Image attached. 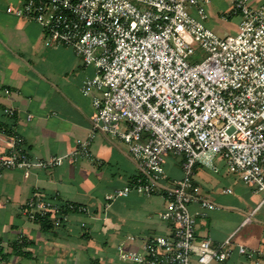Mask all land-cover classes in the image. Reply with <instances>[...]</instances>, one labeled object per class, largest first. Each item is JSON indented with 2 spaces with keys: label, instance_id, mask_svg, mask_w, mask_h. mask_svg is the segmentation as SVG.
<instances>
[{
  "label": "built area",
  "instance_id": "obj_1",
  "mask_svg": "<svg viewBox=\"0 0 264 264\" xmlns=\"http://www.w3.org/2000/svg\"><path fill=\"white\" fill-rule=\"evenodd\" d=\"M211 1L20 0L7 7L39 23L48 46L72 48L86 68H95L83 85L93 100L94 132L128 144L139 170L133 185L106 200L132 192L165 200L160 217L170 234L128 235L117 247L122 261L221 264L237 251L260 264L262 252L237 244L234 236L219 244L197 238L199 218L219 208L194 182L197 165L217 170L220 156L229 173L264 196V0H231L233 12L222 19L239 17L240 23L237 35L226 38L205 24ZM194 41L207 53L203 62H190ZM1 134L10 153L0 158V179L10 170L28 179L35 169L91 158L94 135L65 157L38 160L13 128L0 126ZM171 154L184 157V176L168 185ZM195 203L200 212L191 209ZM22 211L28 221H51L57 229L72 214H90L83 205L39 193Z\"/></svg>",
  "mask_w": 264,
  "mask_h": 264
},
{
  "label": "crops",
  "instance_id": "obj_2",
  "mask_svg": "<svg viewBox=\"0 0 264 264\" xmlns=\"http://www.w3.org/2000/svg\"><path fill=\"white\" fill-rule=\"evenodd\" d=\"M11 3L18 5L20 0H0V126L20 134L38 160L65 157L81 142L94 138L91 158L35 169L28 179L22 171L10 170L0 179L4 254L0 264H92L94 258L112 264L118 245L128 235L170 234L168 223L160 217L165 208L160 196L132 192L129 197L106 200L115 190L133 185L139 170L128 144L94 132L93 100L83 93V85L87 76L96 74L95 68H86L72 48L48 46L39 23L7 12ZM9 153L7 137L1 134L0 158ZM178 157L182 160L173 168L183 172L184 157ZM201 166L194 182L219 208L206 210V216L199 218L198 240L210 238L219 244L234 236L237 244L260 250V264H264V196L237 177L226 184L220 174L221 181L198 178ZM183 176L168 175L166 184ZM35 193L58 195L61 201L87 207L90 214H72L64 227L46 230L23 216V206ZM191 209L201 211L197 203ZM20 244H25L24 255L15 254ZM233 259L249 264L237 251L226 263Z\"/></svg>",
  "mask_w": 264,
  "mask_h": 264
},
{
  "label": "rangeland",
  "instance_id": "obj_3",
  "mask_svg": "<svg viewBox=\"0 0 264 264\" xmlns=\"http://www.w3.org/2000/svg\"><path fill=\"white\" fill-rule=\"evenodd\" d=\"M260 1L262 0L254 1V5L260 3ZM208 12L210 16L205 21V24L208 28L212 29L215 33H217L222 38L237 35L238 25L240 23L239 17H232V18H228L227 20L222 19V16L224 14L230 15L233 12V4L231 0H212L211 3L208 5ZM192 46L195 48L196 54L193 56L190 62L191 63L203 62L207 57L206 51L202 49L201 44L199 42H195V41L192 42ZM181 160H182L181 157L173 156V154L166 157V165H165L166 174L169 175L170 177L180 176L181 173L183 172L178 169L174 170L173 167L175 165V162L177 163V162H180ZM214 165H216V168H217L216 172L211 170L210 168L212 167H210L209 165H207L206 167L201 166L199 170L198 178L205 177L208 180H214V181H221L222 178H226V181L224 182V184H226L228 181H230L232 177L233 178L237 177L236 174H233V173L231 174L226 170V163L224 160H222L220 156H218V158L215 160ZM219 174L224 177L220 178ZM221 184L223 183L221 182ZM262 196L263 194H260V197ZM226 262L221 263V264H225ZM129 263L128 261H125V263L120 261L118 256L115 255V258L112 264H129ZM226 264H237L236 259H233L232 261Z\"/></svg>",
  "mask_w": 264,
  "mask_h": 264
},
{
  "label": "trees",
  "instance_id": "obj_4",
  "mask_svg": "<svg viewBox=\"0 0 264 264\" xmlns=\"http://www.w3.org/2000/svg\"><path fill=\"white\" fill-rule=\"evenodd\" d=\"M200 165L201 164L197 165V167L200 166ZM197 167H196V170H197ZM38 224L42 225V227L44 229H46V230L56 229V227L52 224L51 221H42V223H38ZM24 245L25 244L18 245L17 248H16L17 250H15L16 251L15 254H17V255H24V253H23L24 252V249H23V246ZM0 257H2V258L4 257L3 250H1V249H0ZM92 264H101V259L100 258H94V259H92Z\"/></svg>",
  "mask_w": 264,
  "mask_h": 264
}]
</instances>
